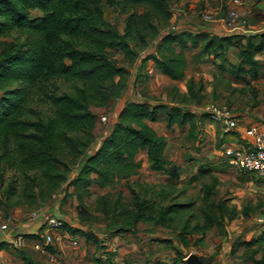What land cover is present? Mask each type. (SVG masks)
<instances>
[{"label": "trees", "instance_id": "trees-1", "mask_svg": "<svg viewBox=\"0 0 264 264\" xmlns=\"http://www.w3.org/2000/svg\"><path fill=\"white\" fill-rule=\"evenodd\" d=\"M105 7L117 8L125 16L123 31L106 19ZM33 11L41 15L34 17ZM172 19L171 0H0V186L5 172L11 170L23 177L24 192L32 199L46 202L62 189L64 198L75 197L81 221H109L114 235L134 232L144 223L172 231L183 244L201 235L195 247L207 232L235 220L236 208L223 199H214L213 190L205 188L199 208L203 223L191 229L187 221L178 226V215L191 209L192 202L157 203L135 188V184L140 189L147 184L132 182L142 168L138 155L144 150L151 171L179 179L180 168L169 159L167 140L150 123L164 119L168 130L187 125L193 130L197 115L182 103L127 101L111 131L100 136L102 118L94 109L107 107L116 87L115 78L124 81L130 74L113 58L112 50L134 62L140 58L137 47H152L140 58L141 68L151 62L162 75L183 81L188 66L186 51L199 48L202 55L222 59L224 64L227 52L235 47L239 63L221 65L220 69L234 78L241 74L258 76L256 57L264 52V33L245 38L246 44H242L234 36L166 30ZM60 82L75 83V93H62ZM187 89L189 99L199 104L203 88L195 91V83L190 81ZM32 105L50 106L51 116L42 117ZM212 172L201 166L189 182L197 183ZM14 184L8 188L12 196L18 189ZM93 191L97 195L90 208L86 200ZM262 227L249 240L235 242L233 254L244 249L243 264H264V222ZM64 230L99 250L105 248L101 237L93 232L67 223ZM25 237L43 241L39 234ZM8 247L10 244L0 243V250ZM45 249L56 254L52 246ZM16 251L24 264H41L25 249Z\"/></svg>", "mask_w": 264, "mask_h": 264}, {"label": "rangeland", "instance_id": "rangeland-1", "mask_svg": "<svg viewBox=\"0 0 264 264\" xmlns=\"http://www.w3.org/2000/svg\"><path fill=\"white\" fill-rule=\"evenodd\" d=\"M206 1L211 5L216 3L215 0H203L200 2L205 4ZM218 1L222 2L223 14L228 13V10H226V3L228 0ZM197 4L198 5L190 11L189 6L181 8L176 6V2H171V10L174 18L165 29L171 31L175 29L178 31L182 30L185 25L197 26L199 23L208 25L210 22L219 19L220 14L215 15L214 12L211 11L210 13L208 11L212 19L207 20L205 18L206 13L204 12L205 7L201 8L199 7V3ZM180 10L188 11L187 23L186 21H180V19L185 16ZM104 13L109 22L112 24L114 23L120 31H123L125 16H123L117 8L105 7ZM32 15L36 17L40 16L41 13L33 11ZM152 43L153 42H151V45ZM150 48L144 50L137 47L136 51L140 58H142L150 53L152 50V48ZM111 53L113 58L120 65L129 69L130 74L124 81H121L120 77L115 78L114 82L116 87L107 107L94 109L100 118H106L105 122L100 123L101 137L109 132L111 123L115 120L116 115L125 103L129 101L127 100V96L137 101L146 100L152 105L166 103L168 101H178L183 104L185 109L195 111L198 114L193 130H191L192 127L190 125H187L184 128L175 127L173 131L167 132L164 119L154 124L157 131H162L167 135V140L169 142L168 155L171 154L176 162H180V165L175 163L180 168L179 179L171 180L164 174L149 175L148 177L151 180L149 184L143 186L142 189L135 184V188L138 191H143L142 193H144L148 199L156 200L157 203L166 204L171 201L181 203L192 202L194 206L191 209L181 212L176 219V224L178 226L186 221L189 222V229L197 223H203L199 208L202 205L205 188H211L213 190L214 199H223L228 202L230 207L236 208L238 217L231 222L225 221L223 227L219 228L221 233L225 232L222 241H219V237H222L220 235L221 233L218 234L216 230L208 233V237H210L208 250H213L211 252L214 256L210 257L207 255L208 253H205V250H203L199 244L196 247L194 246L195 241L198 240L201 235H196L192 239H189V243L192 245L190 246L192 247L190 250L181 248L178 244L180 249L184 251L182 257L194 253L198 256H206L205 258L207 260L210 259L211 262H218V259H214L216 255L214 252L222 251L225 241L231 244L235 240L238 242L240 239L248 238L251 232H257L264 222V179L258 177L251 178V176L232 168L228 164V161L221 157V155H215V151L220 150L224 143L218 141L216 144H213L210 140L211 136L207 134V126L209 123L213 122L209 118L207 110L212 106L225 105L230 108L228 103H221L223 100L221 98L222 92L220 91L222 88V90L225 89V92H229L230 83L228 75L217 73L218 62L213 61L211 57L202 55L199 50H192L190 53V66L187 73L196 78L195 91L203 88L201 92L199 91L198 96L201 97V101L197 104V100L186 97L185 101L181 99V95H176L174 92L166 94L165 88L171 85L167 83L168 81L159 80L155 75H151L152 68H154L153 63L149 62L141 68L140 58L134 62H130L116 50H112ZM220 60L222 61V59ZM229 65L230 64H228V66ZM225 66H227V64ZM59 86L62 93H75V83L60 82ZM160 91L161 94H159ZM32 107L35 108L42 117L51 116V108L48 105H32ZM35 118L36 117H31L33 120ZM197 161H199L200 166L210 168L213 172L212 175L210 174L207 177L201 178L197 183H190V178L198 171ZM79 165L80 162L78 161L72 168V176L76 174ZM4 176V183L0 186V221H4L8 226L15 224L19 227L24 225V227L27 228L38 223V221L40 222L43 218H46V216L55 215L65 220L69 226L83 228L99 236L112 234V231L108 228V226L111 225L109 221L102 220L93 221L91 223L81 221L78 215V203L75 197L70 195L64 198V190L60 189L50 200L43 202L38 199H32L25 194L24 179L19 173L8 170L5 172ZM11 182L15 183L14 185H17L18 188L17 194L14 196L8 193ZM121 186L123 187V185ZM35 192L37 193V190H35ZM93 192V196L86 200L90 208L94 205L97 195L95 191ZM109 192L115 193L116 190H111ZM126 198L130 199V195L127 191ZM33 214H37L38 216L33 217ZM44 234L43 232V235ZM175 238H177V236L174 234L173 239L175 240ZM83 240L80 241V248L73 251L76 252L77 255H73V258H71L72 256H69L70 254L66 252L67 256H64V259L59 261L60 264L103 263L105 260L103 255H107L108 253H101L100 251L94 253L93 246L89 248L87 243H84ZM102 252L104 251L102 250ZM176 255L180 257L179 254ZM96 259L101 260V263L99 261L95 262ZM237 262L238 259L232 258V264H236Z\"/></svg>", "mask_w": 264, "mask_h": 264}, {"label": "crops", "instance_id": "crops-1", "mask_svg": "<svg viewBox=\"0 0 264 264\" xmlns=\"http://www.w3.org/2000/svg\"><path fill=\"white\" fill-rule=\"evenodd\" d=\"M200 1L203 0H171V2H176V6L178 7L186 8L187 6H189L190 11L198 5L197 3H199V7H205L204 12L206 14H210L211 11L214 12L215 15L220 14L219 19L210 22V24L208 25H205L204 23H199L197 26L185 25L182 30H189L192 32H206L220 37L234 36L235 40H240L242 44H246L245 38L264 33V0H242L243 5L240 7L239 11L242 18L245 20V23L239 24L232 29L226 26L225 22L227 19V13L223 14L221 1L215 0L216 3L212 5L207 1L205 2V4H202ZM226 7V10H229L231 7H233V4L230 2V0H228V2L226 3ZM180 11L183 13V15H185L180 19V21H186L187 23L188 11ZM192 50H199V48H191L190 50L186 51V57L188 60L187 70L190 66V53L192 52ZM237 54L238 49L235 47H231L226 54L227 62L224 64L220 59L214 60L211 57L213 61L218 62L217 73L226 74L229 77V92H225V89H220V91L222 92L221 98L223 100L221 103H228L230 108L234 111L235 117L237 119V128L229 133L225 132L224 127L221 124L212 122L207 126V134L211 136V142L213 144H216L218 141L220 143H224L220 150L215 151V155L219 156L221 155V150L227 146H236L241 148L251 147L252 139L246 135V132L250 127L254 126L257 127L260 131H264V52L256 57L260 65L258 76L256 78H252L249 74H241L239 75V78H234L233 76L228 74V72L222 71L220 69L221 65L227 64V66L225 67H228V64L231 65L239 63L240 60ZM246 69L248 70L249 68L247 67ZM187 70L186 77L183 81H174L162 75L155 68H152L151 75H155L159 80L168 81L167 83L171 85L170 87L172 88L167 86L165 88L166 94L174 92V94L181 95V97L185 99L186 97L190 98L187 89V85L189 84V82L193 81L194 83H196V78L188 75ZM159 94H161V91L159 92ZM127 100L133 101L135 99L127 96ZM166 104H179L182 106L181 103H177L176 101H168L166 102ZM192 112H194L198 116L195 111ZM116 120L117 115L115 117V120L111 123L109 132L111 131ZM154 124L155 123H150L151 127L157 132L159 136H163L167 140V135L162 131H157ZM174 128L172 130L167 129V132L173 131ZM138 159L143 162V168L140 170V173L138 175L132 178V182L149 184L151 180L148 176L159 173L151 171L148 162L147 151H141L138 155ZM169 159L172 162L177 163V165H180V162H176L175 158L171 154H169ZM196 164L198 168L201 167L199 161H197ZM103 193L105 192H101V194ZM49 217L50 216H46V218H43L40 222L38 221V223L32 225L31 227L25 228L24 225H21V227H19L15 224H12L8 227L7 231H0V243L6 242L10 244V247H8L7 249L0 250V264H24L16 251L17 248H15L13 245V242L18 235H22L25 237L30 234H39L41 236L43 241L40 242L25 237V243L23 247V249H25L36 261L40 262L41 264H60L59 261H61V259H64V256H67L66 252L70 254L69 256H72L71 258H73V255L76 256L77 253L73 251L80 248V241L83 240V238L79 235L73 236L68 233V239L53 244L52 247L56 251V254L47 252L43 248V243H41L44 242L43 225ZM3 223L5 222L0 221V224ZM262 228L263 227L261 225L257 232H251L248 238H243L241 240H249L251 237L259 234ZM214 230H216L218 234L221 233L217 228H214L209 232ZM209 232H207L205 239L199 243V246L203 250H205V253H208L207 255L212 257L214 256V254L211 252L213 250H208L210 239V237H208ZM220 235L222 237H219L221 239H219V241H222L225 232H222ZM173 236L174 233L168 229L162 227H153L148 224L140 223L138 224L134 232L121 235L104 234V236H100L105 245V250L103 249L104 252H102V250H99L95 244L87 245L89 246V248L93 246L94 253L96 251H100L101 253H108L107 255H103L105 260L101 264H188V254L182 257L184 251L181 250L180 247L186 250H190L192 248L190 246L192 245H190V243L188 242L186 244H183L182 241L177 238H175L174 240ZM193 237L194 236L190 237V239H192ZM235 242L236 240L230 244L229 242L225 241L223 244V250L214 252L216 254L214 259H218V262H211V260H207L205 258L206 256L204 255V257H199L204 258L209 264H232V258L238 259V262L236 264H243L241 256L244 252V249H238L233 254ZM84 243L86 242L84 241ZM178 244L180 245V247ZM176 254H179L180 257Z\"/></svg>", "mask_w": 264, "mask_h": 264}, {"label": "built area", "instance_id": "built-area-1", "mask_svg": "<svg viewBox=\"0 0 264 264\" xmlns=\"http://www.w3.org/2000/svg\"><path fill=\"white\" fill-rule=\"evenodd\" d=\"M233 4L228 10L226 26L230 29L235 28L239 24H244L245 20L240 14V7L243 5L242 0H230ZM207 20H211L210 14H205ZM209 118L217 124L224 127L226 133L231 132L237 128V119L234 111L228 106H212L207 110ZM106 118H102L105 122ZM246 135L252 139V145L249 148H241L236 146H227L221 150V156L224 157L229 165L240 171L255 175L258 178L264 179V131H260L257 127H250ZM37 217V214H33ZM65 220L57 216H50L43 225L44 242L42 244L45 249L46 246H52L69 238L67 231L63 230ZM8 224H0V231H7ZM63 230V231H61ZM25 237L18 235L13 245L15 248H23ZM42 248V247H41ZM46 250V249H45Z\"/></svg>", "mask_w": 264, "mask_h": 264}, {"label": "water", "instance_id": "water-1", "mask_svg": "<svg viewBox=\"0 0 264 264\" xmlns=\"http://www.w3.org/2000/svg\"><path fill=\"white\" fill-rule=\"evenodd\" d=\"M187 262H188V264H206L205 262H203V261L201 260V258H200L198 255H196V254H194V253H191V254L188 256V258H187Z\"/></svg>", "mask_w": 264, "mask_h": 264}]
</instances>
